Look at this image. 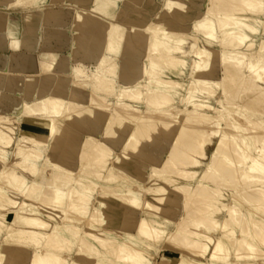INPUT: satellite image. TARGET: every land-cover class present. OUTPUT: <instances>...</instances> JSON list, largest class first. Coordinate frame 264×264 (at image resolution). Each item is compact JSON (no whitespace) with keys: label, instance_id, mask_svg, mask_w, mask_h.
<instances>
[{"label":"bare ground","instance_id":"obj_1","mask_svg":"<svg viewBox=\"0 0 264 264\" xmlns=\"http://www.w3.org/2000/svg\"><path fill=\"white\" fill-rule=\"evenodd\" d=\"M90 1L55 80L8 16L33 7L31 32L65 0H0V264H156L160 244L167 264H264V0Z\"/></svg>","mask_w":264,"mask_h":264},{"label":"crops","instance_id":"obj_2","mask_svg":"<svg viewBox=\"0 0 264 264\" xmlns=\"http://www.w3.org/2000/svg\"><path fill=\"white\" fill-rule=\"evenodd\" d=\"M119 2L121 3V4L120 3L119 4L121 6H123V2H121V1H119ZM86 3H89V2H87V0H85V2L82 3V5H81V3L80 4L77 3L80 5V7L76 6L72 2L69 3V0L66 1L65 4H63V5L56 4L54 7H56L58 5L56 7V9L58 10V17L51 24V26L43 21V17H44V15H46L50 11V7L49 6L45 7L44 8L45 11L43 10V14H39V12L36 11L35 13L38 14L37 15L38 18L32 26L33 27L32 31H31L32 33L28 31L29 23L27 22L28 21L27 15H26L28 12L27 9H23L20 7L14 8L9 13L8 19L10 22V28L12 31H14L16 33V35L22 36V35H25L27 33L29 35L30 34L34 35V36H32L33 38L31 37V40H32L31 42H33V41L38 42V49H36L34 51V53L35 52L37 53V54L35 53L37 56L42 57V55L46 52L50 53V55H57V57L55 59H51V57H50V63L53 64L51 74H52L53 79H55V80L68 75V73H66L65 70H63V68H62L64 65V64L63 65L61 64L62 59H64L66 56H68V53L69 54L72 53L73 48L76 49V51L78 52V49L73 46V43L75 40V31H76L73 27L74 12L77 9L76 7H79V8L82 7L83 8V4H86ZM86 5H84V6H86ZM90 7L92 8L91 3H90ZM84 10H85V8H84ZM25 17H26V19H25ZM101 18H100V16H95V21L92 24L93 25L92 27H95L94 31L96 30V32H98L99 36H101V34L104 33L105 31L107 32V30H109V28H110L111 23L114 21V20L106 19L104 17H101ZM47 28L48 29L51 28V30L53 32L57 31L58 33H60V35L58 34V39L54 40L53 42H51L48 45L45 44V41L47 38L45 31L48 30ZM104 35H105V33H104ZM47 46H49L50 48ZM22 48H20L21 50L18 49V51L11 49V50L7 51V53L12 57L13 65L17 68L18 72L22 71L24 74H30L29 71L26 72L25 69L23 67H21L23 64V60H24L23 58H24L25 54L29 52V50L27 48H24V47H22ZM1 53H2V50H0V55H2ZM95 54L98 55V53H94L92 55H95ZM75 58L78 60V63L83 68H85V67L95 66L98 57H90V56L86 57L82 54H78L75 56ZM15 59L17 60L16 62H15ZM118 61L121 65L122 63H125L126 59L124 56H119ZM140 62H141V60H140ZM72 76H73V74L71 75V77ZM80 92L86 98L83 101L87 102L89 92L87 90H80Z\"/></svg>","mask_w":264,"mask_h":264},{"label":"rangeland","instance_id":"obj_3","mask_svg":"<svg viewBox=\"0 0 264 264\" xmlns=\"http://www.w3.org/2000/svg\"><path fill=\"white\" fill-rule=\"evenodd\" d=\"M67 0H65V2H66ZM39 1H36V3H38ZM70 2H72V3H74L76 6H79L80 7V3L79 4H77L78 2H76L75 0H69V3ZM87 2H89V3H86V4H83V8H85V10L86 11H91L92 10V8L90 7V0L89 1H87ZM82 3V2H81ZM120 3V2H119ZM160 0H156L155 1V4H157V5H160ZM74 5V6H75ZM82 5V4H81ZM84 5H86V6H84ZM120 5V4H119ZM79 7H76L77 9H79ZM33 7H27V8H23V9H27L28 10V12L29 11H31V10H33L32 9ZM82 8V7H81ZM119 8V6L116 8V9H118ZM120 8H121V5H120ZM76 9V10H77ZM139 9H144L145 10V12H148L150 9H154L153 8V5H151L149 2H147V1H145L144 2V4L139 8ZM138 21H139V19H138ZM137 25L138 26H141V24H140V22H137ZM57 36H58V34L60 35V33H58L57 31L56 32H54ZM189 41H192V40H189ZM187 47H188V45H187ZM19 58V57H18ZM191 58V57H190ZM20 59V58H19ZM17 60L15 59V62H16ZM20 61V60H19ZM87 69V70H86ZM92 67H85L84 68V70H85V72L87 73V75H90L91 74V72H92ZM187 72H188V70H187ZM15 75H16V72L14 73ZM215 74H216V77H219L220 76V74H221V68L220 67H218L217 69H216V72H215ZM14 75V76H15ZM72 80H74V81H77V79H75V75H73L72 77ZM88 77L86 76H82V80H85V79H87ZM172 78L173 79H175V80H178V81H181V82H185V83H187L188 82V73L185 75V76H179V75H177V76H172ZM25 80V77H23V79H21L20 77L18 78V76H16V77H14V84L15 83H17V82H19L18 84H21V83H23V81ZM5 91H6V94L8 93V94H10V93H12L13 94V92H12V90H10V89H5ZM82 92V91H81ZM184 93V92H183ZM9 96V95H8ZM8 96H3L2 98V101H3V107H4V105L6 104L7 106H8V104H10L11 102H12V100H9V97ZM220 96V94L219 93H217L215 96H214V98L213 99H210L209 101H211V103L213 104V105H215V106H217L218 104H217V98ZM180 98H181V95L180 96H178L177 97V100L175 101V105L176 106H178V105H181L180 104ZM86 99V98H85ZM111 101H113L114 100V98H109ZM84 103H85V101H83ZM176 109H173V111H175ZM5 114V113H4ZM81 138H77V140L79 141V142H81V140H80ZM212 151V149L209 151V152H211ZM13 157H12V155L10 156V159H12ZM104 171H106V170H104ZM49 172V173H48ZM50 174V170H46V175H49ZM197 181V179H195L194 181H193V184H194V182H196ZM141 211V210H140ZM184 212L182 211V208L180 209V211H179V213L177 214V216H176V218H179L182 214H183ZM0 241H2V237H0ZM31 250H32V252H33V247H31V249H30V252H31ZM31 252V253H32ZM155 253H157V254H155ZM149 254H152V255H150V258L152 257L153 258V261L154 262H156V264H167L168 263V261L170 260L169 258L171 257V256H173V252H171V251H169V250H167V249H165L163 246H162V244H160L159 246H158V249H152V250H150V253Z\"/></svg>","mask_w":264,"mask_h":264}]
</instances>
